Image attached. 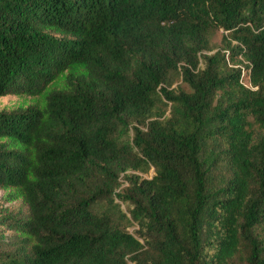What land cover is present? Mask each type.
<instances>
[{
	"label": "trees",
	"instance_id": "trees-1",
	"mask_svg": "<svg viewBox=\"0 0 264 264\" xmlns=\"http://www.w3.org/2000/svg\"><path fill=\"white\" fill-rule=\"evenodd\" d=\"M60 77L0 111V264H264V0H0V96Z\"/></svg>",
	"mask_w": 264,
	"mask_h": 264
},
{
	"label": "rangeland",
	"instance_id": "rangeland-1",
	"mask_svg": "<svg viewBox=\"0 0 264 264\" xmlns=\"http://www.w3.org/2000/svg\"><path fill=\"white\" fill-rule=\"evenodd\" d=\"M226 35V32L222 30H215L212 33V45L214 49L210 52H205L207 54H213L214 52H217L220 50L224 42V37ZM63 87V79L60 77L59 79L55 80L53 83H51L46 90L41 95H14L9 94L6 96H0V111H13L19 108H26L28 106L34 105L41 107L44 105V93L48 89H58ZM171 88L178 89L183 88L185 90H189V87L183 82L182 77L175 76L174 82L171 86ZM251 121L253 122V119L251 118ZM252 130L255 133V137H260L264 133V129L260 127L258 124L253 122ZM132 137V131L129 132V134H126V138ZM129 174H139L141 176H152L153 171H151L149 174H143L138 171H128ZM127 186V182L124 181V176H121V186L118 189L120 191L121 189L125 188ZM124 209V206H122ZM29 211V207L26 204V202L19 198L14 201H10L8 199V191L0 188V245H3L5 248H9L11 245V242L14 240V231L10 228V225L6 222L7 219H9L12 216L15 215H27ZM134 228H129V230H133ZM258 231L262 237H264V225L258 228Z\"/></svg>",
	"mask_w": 264,
	"mask_h": 264
}]
</instances>
